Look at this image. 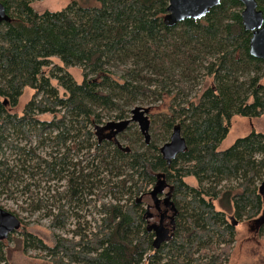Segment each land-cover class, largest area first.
<instances>
[{"label": "trees", "instance_id": "trees-1", "mask_svg": "<svg viewBox=\"0 0 264 264\" xmlns=\"http://www.w3.org/2000/svg\"><path fill=\"white\" fill-rule=\"evenodd\" d=\"M40 1L46 0H0L10 18L0 24V150L36 155L33 147L27 151L7 134L15 129L31 141L36 115L49 113L55 120L40 122L36 133L55 128L59 133L52 143L64 146L68 140L76 151L84 145L89 163L71 162L69 151L49 161L37 156L32 173L48 183L66 182L53 190L51 201L36 198L38 206L47 210L52 227L65 230L70 219L77 225L70 236L56 235L48 245L29 232L18 211H10L22 221L17 232L22 252L35 245L41 253L33 258L47 264H227L237 228L217 204L233 207L245 222L263 211L256 184L264 171V134L254 131L220 150L236 115L264 117V60L250 55L244 5L221 0L205 19L167 27L169 0H72L62 11L39 13L32 5ZM256 1L264 12V0ZM54 58L65 67H79L82 82L64 67H53ZM207 78L213 86L194 92L192 84ZM27 89L34 96L22 114L10 113ZM163 102L167 111L152 118L149 145L139 131L135 139L129 136L134 124L119 137L130 152L94 139L96 125L129 119L130 108L138 104ZM176 126L188 150L168 165L160 148ZM13 171L7 160L0 162L12 198ZM187 178L200 186H190ZM232 181L237 185L230 186ZM160 184L172 188L176 211L174 231L156 250L149 229L155 213L148 214L145 200ZM79 205L99 215L94 228L76 211ZM5 247L0 241V254ZM0 264L11 263L0 257Z\"/></svg>", "mask_w": 264, "mask_h": 264}, {"label": "rangeland", "instance_id": "rangeland-1", "mask_svg": "<svg viewBox=\"0 0 264 264\" xmlns=\"http://www.w3.org/2000/svg\"><path fill=\"white\" fill-rule=\"evenodd\" d=\"M71 1L72 0H46L34 2L32 6L39 13H43L45 11L58 12L66 9ZM52 61L53 67H64V70L70 73L78 83L82 82L83 72L79 67H65L62 62L56 58H54ZM52 70V67L46 69V75L50 76ZM262 83L264 84V79L262 80ZM51 84L53 87L59 90L61 96L64 95L65 92L63 88L58 85L56 80L52 79ZM211 86H213L212 78H207L203 82L200 81L199 84H192L194 92H203L206 88ZM33 96V91L30 89L25 90L23 97L19 101V105L15 108H8L9 112L12 114L21 115L25 106L29 103ZM166 103L167 102L159 103L158 105L142 106L151 109L149 114L151 125L152 118H154L155 115L167 111ZM137 106L141 107L139 104ZM135 107H131V111ZM54 117L55 116L49 113L36 115V120L34 121L35 132L33 131L31 134V141L26 139L20 131L15 129L10 130V132L7 134V137L10 141L15 142L17 145L23 147L27 151H29L30 147H33L36 150V155H34L32 158L25 152H14L7 147L3 148V151L0 150V162L7 160L10 166L14 169L12 176V180L14 182L12 192L15 193L14 197L12 198L8 193V189H6L4 186V179L1 178L0 173V206L8 211H18V213L21 215V218H23V221L29 224V232L42 239L48 245L54 243V238L56 235L61 234L63 236H70L71 229L75 228L77 223L76 220L70 219L68 222V227L65 230H63L60 226H51L52 218L47 217V210H44L43 207L38 206V201L36 198L39 197V199H43L44 197H47L51 201L53 198L50 197L54 195L53 190L55 188H60L61 190L65 186L66 182L65 180L60 182L59 180L54 179V181L48 183L47 180L40 174H35L36 172L32 173L33 170L31 167L35 165L37 156L49 161L56 157L58 153L63 155L68 151V158L71 162L77 163L79 161H83L85 166L89 163V160L86 157L88 151L83 148L84 145H82L80 149L76 151L72 150L71 142L68 140H65L66 143L64 146H58L52 143L56 140V137L59 133V131H57L55 128L46 129L40 134L36 133L37 128L42 126L40 122L46 121L45 123H51L55 120ZM109 121L111 120H106L105 124ZM132 125L133 124H131L129 127ZM98 126L102 125H96L92 128L94 133H96V127ZM132 130L128 134L130 137L135 139L136 137L134 136V131L140 132L139 125L134 123V128H132ZM254 131L264 134V117L258 119H249L236 115L233 119V126L230 134L221 144L220 150L224 151L231 148L237 140L249 136ZM150 134L151 137H153L152 130H150ZM97 138L98 137L95 134L94 139ZM44 139H46L45 141H48L47 145H42V141ZM118 140L123 147H128V142H125L123 139V142L120 139ZM143 142L145 141L142 140V143ZM163 145H161V147ZM139 147L141 148V143L139 144ZM261 174L262 175L256 184L258 187H260L264 182V171ZM186 182L194 188H198L200 186L199 182L193 178H187ZM237 183V181H232L229 183V185L234 187L237 185ZM204 185L206 186V184ZM29 189L33 194H29ZM145 202L146 204L149 203L148 206L152 208L151 211L156 213L154 201L150 198V200H145ZM217 208L218 210H221L225 213L230 222L237 223L235 226L237 228L236 243L234 244L232 256L227 264H264V234H258L253 222H245L246 220L241 221L238 219L236 217V210L233 207L232 209H221L219 204H217ZM54 209L55 208H53V210ZM76 211L85 217V221L89 223L90 227L94 228L97 225L99 215H97V213H93V210L88 212L87 207L85 208L84 206L79 205L76 206ZM157 225H159L158 217L156 219L155 217L151 218L149 222V229L153 230V227ZM251 228H254V230L249 232V229ZM171 234L172 232H170V236ZM13 235L15 236H13L14 238L11 237L10 239L4 241V243H6V247L3 249L0 257L8 260V262L11 264H47L46 260L33 258V256L39 255L41 253L39 250H37L35 245L29 248L27 254H24L21 250V235L18 233H14Z\"/></svg>", "mask_w": 264, "mask_h": 264}, {"label": "water", "instance_id": "water-1", "mask_svg": "<svg viewBox=\"0 0 264 264\" xmlns=\"http://www.w3.org/2000/svg\"><path fill=\"white\" fill-rule=\"evenodd\" d=\"M243 5L242 20L244 29L252 34L250 41V55L256 59L264 60V12L259 9L256 0H239ZM221 4V0H169L167 15L164 17V23L167 27H176L178 24L187 20L201 21L217 6ZM10 22V18L6 13V9L0 2V24ZM150 108L137 106L132 110L131 118L122 121H109L105 126L97 127V134L101 131H109L107 138H114L116 146L126 152H130L129 147H123L118 140V136L125 132L131 124H138L140 133L144 137L146 145L151 143V120L149 114ZM188 150L186 140L181 134L180 126L173 129V133L169 142H166L161 148L160 153L168 165H171L179 154ZM161 192V188L157 186L152 194L157 198V194ZM259 194L262 197L263 211L259 218L253 221L257 231L264 226V182L259 187ZM173 211L176 207L173 206ZM160 224L153 227L155 240L153 242L154 249H159L163 243L170 238L169 229L163 225V217ZM236 226L237 223L233 222ZM22 221L13 213L0 208V241H6L14 233L22 229Z\"/></svg>", "mask_w": 264, "mask_h": 264}, {"label": "flooded vegetation", "instance_id": "flooded-vegetation-1", "mask_svg": "<svg viewBox=\"0 0 264 264\" xmlns=\"http://www.w3.org/2000/svg\"><path fill=\"white\" fill-rule=\"evenodd\" d=\"M131 113H132V111H131ZM120 121H122V120H120ZM105 125H102V126H105ZM97 130L98 129H96V133L95 134L98 137L97 141H98L99 144H102L103 142L108 141V142L114 143L116 145L114 138L110 139V138L106 137V135H108L109 131H104V132L101 131L99 134H97ZM120 135L117 137L118 139H119ZM157 186L158 185L153 187L151 191H153ZM159 187L161 188V192L157 194V198H154V196H153V194L151 192L149 193L148 197H150L154 201V208L156 210L155 219L158 217L159 222H160V220L163 217V225H164V227L169 229L170 232H173L174 231V222H175L174 221L175 215H174V211L172 210V208L174 206V203H173V190H172V188H170L166 184H160ZM147 207H148L147 210H148V214H149L151 212L152 208L150 206H147ZM151 218H153V216H151ZM251 230H254V228L249 229V232Z\"/></svg>", "mask_w": 264, "mask_h": 264}]
</instances>
